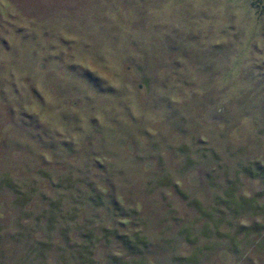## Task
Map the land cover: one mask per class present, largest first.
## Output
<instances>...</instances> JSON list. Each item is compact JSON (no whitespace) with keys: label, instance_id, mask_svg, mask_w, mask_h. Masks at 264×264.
Wrapping results in <instances>:
<instances>
[{"label":"rangeland","instance_id":"rangeland-1","mask_svg":"<svg viewBox=\"0 0 264 264\" xmlns=\"http://www.w3.org/2000/svg\"><path fill=\"white\" fill-rule=\"evenodd\" d=\"M0 264H264V0H0Z\"/></svg>","mask_w":264,"mask_h":264},{"label":"trees","instance_id":"trees-1","mask_svg":"<svg viewBox=\"0 0 264 264\" xmlns=\"http://www.w3.org/2000/svg\"><path fill=\"white\" fill-rule=\"evenodd\" d=\"M253 6V5H252ZM254 7L256 8V7H258V3L257 4H254Z\"/></svg>","mask_w":264,"mask_h":264}]
</instances>
